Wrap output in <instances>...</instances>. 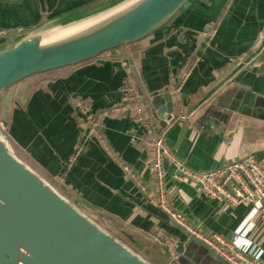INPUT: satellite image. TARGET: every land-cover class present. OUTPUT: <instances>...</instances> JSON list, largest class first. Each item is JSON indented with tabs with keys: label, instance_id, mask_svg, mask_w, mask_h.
<instances>
[{
	"label": "crops",
	"instance_id": "0c3cea01",
	"mask_svg": "<svg viewBox=\"0 0 264 264\" xmlns=\"http://www.w3.org/2000/svg\"><path fill=\"white\" fill-rule=\"evenodd\" d=\"M125 1L0 0V45L63 29ZM131 44L3 93L7 141L17 158L150 264H216L201 243L187 257L177 255V243L186 239L152 201L151 147L145 129L121 106L125 81L136 84L124 59L133 62L148 96L167 90L142 103L156 114L158 107L166 110L165 95L170 98L169 119L157 116L149 125L176 160L201 173L246 157L264 165V0H188L162 27ZM109 110L115 113L108 116ZM97 114L105 115L92 133L87 121ZM164 167L167 204L191 230L218 235L256 263L264 260L259 211L209 200L192 181H174L167 162ZM99 222L121 229L127 241Z\"/></svg>",
	"mask_w": 264,
	"mask_h": 264
},
{
	"label": "water",
	"instance_id": "95a60500",
	"mask_svg": "<svg viewBox=\"0 0 264 264\" xmlns=\"http://www.w3.org/2000/svg\"><path fill=\"white\" fill-rule=\"evenodd\" d=\"M188 0H127L87 20L45 34H23L0 45V97L24 79L93 60L105 52L141 41L167 23ZM132 65L139 100L148 96ZM154 117H169L170 98ZM169 119V118H168ZM163 121V119H162ZM164 123V121H163ZM172 225L186 239L177 255L200 241ZM216 264H227L201 244ZM0 264H150L59 194L13 153L0 132Z\"/></svg>",
	"mask_w": 264,
	"mask_h": 264
},
{
	"label": "built area",
	"instance_id": "2783aa9c",
	"mask_svg": "<svg viewBox=\"0 0 264 264\" xmlns=\"http://www.w3.org/2000/svg\"><path fill=\"white\" fill-rule=\"evenodd\" d=\"M123 103H127L123 107L125 114H134L136 123L145 129L147 135L151 136L149 146L151 147L153 158L152 177L155 189L153 203L166 213L171 222L177 223L191 235L193 234L202 245L214 251L227 264H264V260L261 263H256L240 252L235 251L218 235H203L190 229L186 224L185 218L180 213L172 210L167 204L165 189L167 171L164 163L167 162L170 165V175L174 181H192L196 184L198 192L207 199L231 208L248 204L259 211L262 216H264V165L254 157H246L237 161L225 162L220 167L208 172H194L176 160L170 149L165 145L163 135L146 124L143 116L144 111L138 103L131 102V99L126 97ZM193 114L190 112L188 116H193ZM163 121L168 123L165 118ZM95 123L89 129L92 133H95ZM0 132H4V134L7 132V127L2 122H0ZM132 142L136 144L134 138ZM121 166L127 175L134 178L128 166L123 164Z\"/></svg>",
	"mask_w": 264,
	"mask_h": 264
},
{
	"label": "trees",
	"instance_id": "16d2710c",
	"mask_svg": "<svg viewBox=\"0 0 264 264\" xmlns=\"http://www.w3.org/2000/svg\"><path fill=\"white\" fill-rule=\"evenodd\" d=\"M132 45H134V44L124 45V46H121V47H119V48H117V49H123V50H124L125 47H131ZM115 50H116V49H115ZM112 51H114V50H112ZM110 52H111V51L105 52V53H103V54L100 55V56L107 55V54L110 53ZM100 56H99V57H100ZM135 56H136V55L134 54V55H133V58H134ZM124 63H125L126 65H128V66L131 65V64L128 62L127 59H124ZM43 74H46V73H43ZM40 75H42V74L33 75V76H30V77L24 79L23 81H21V82L15 84V85H13L12 87H10L9 89H7V90L4 92V94H5L7 91H9V90H16V87H18L17 85H19V84H25V83L31 81L33 78H35V77H37V76H40ZM14 87H15V88H14ZM12 88H13V89H12ZM123 89H124V92H125V97H126V98H130V99H131V102L138 103V104L140 105V107L143 109V111H144V113H143L144 120H145L146 124H147L148 126H150V125H149V121H150L151 118H154L153 113L148 112V111L145 109V107L143 106L142 101L139 100V95H140L139 87L134 83V81L132 80V78L129 77V78L125 81V83H124V85H123ZM2 95H3V94H2ZM76 103H77V102H75V105H76ZM126 104H127V103H126ZM126 104H125V103H122V105H121L122 108H123ZM113 108H114V107H113ZM111 110H112V109H111ZM110 112H111L110 110L107 111V113H108L107 115H108V116H112ZM117 114H120V113H117ZM102 115H105V114H99V115L97 114V115H95V116L93 115L91 121H87V123H88V127H89V125H92V123L94 124V123L97 121L98 117H100V116H102ZM132 116H135V115L133 114ZM0 122H1V121H0ZM87 123H86V121H85L86 126H87ZM4 124H5V123H4ZM5 125H6V124H5ZM83 125H84V124H83ZM6 127H7V126H6ZM6 137H7V132H6ZM145 137L148 138V142L151 141V136H149V135L146 134ZM7 140H8V138H7ZM99 223H100V222H99ZM100 224H101V226H103V227H104L105 229H107L108 231L114 233L118 238L124 240L125 242L127 241V240L125 239V236L121 234V231H122V230L119 229L118 227H117V228H114V227H112V225H108V224H104V223H100ZM128 243H129V245H132V244H130V242H128Z\"/></svg>",
	"mask_w": 264,
	"mask_h": 264
},
{
	"label": "rangeland",
	"instance_id": "374dc122",
	"mask_svg": "<svg viewBox=\"0 0 264 264\" xmlns=\"http://www.w3.org/2000/svg\"><path fill=\"white\" fill-rule=\"evenodd\" d=\"M2 134L6 137V133L4 134V132H3ZM6 139H7V137H6Z\"/></svg>",
	"mask_w": 264,
	"mask_h": 264
}]
</instances>
